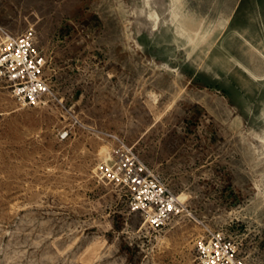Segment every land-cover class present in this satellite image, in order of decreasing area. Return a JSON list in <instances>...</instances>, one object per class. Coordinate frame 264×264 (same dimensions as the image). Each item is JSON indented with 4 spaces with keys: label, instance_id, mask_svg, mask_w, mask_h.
Listing matches in <instances>:
<instances>
[{
    "label": "rangeland",
    "instance_id": "374dc122",
    "mask_svg": "<svg viewBox=\"0 0 264 264\" xmlns=\"http://www.w3.org/2000/svg\"><path fill=\"white\" fill-rule=\"evenodd\" d=\"M186 9L228 67L176 0H0V264H264V0Z\"/></svg>",
    "mask_w": 264,
    "mask_h": 264
},
{
    "label": "bare ground",
    "instance_id": "6f19581e",
    "mask_svg": "<svg viewBox=\"0 0 264 264\" xmlns=\"http://www.w3.org/2000/svg\"><path fill=\"white\" fill-rule=\"evenodd\" d=\"M176 1L180 5V10L181 11L184 10V11L182 15L176 14L175 16L177 22L179 23V26L177 27L179 33L174 36L175 42L177 44L182 43L185 51L187 52L188 57H191L192 55H196L197 59L208 57L209 59H211L210 63L212 62L213 64L228 67L231 63L232 58L226 55L227 52L225 47H222V49L219 48L218 52L214 53L212 56H209V51L218 40L219 35L222 33L221 31L225 25V22L228 20L229 17L223 18L219 22L215 23L212 22L209 18L202 16L201 14L196 13L195 11L187 10V9L185 10L187 0H176ZM258 53L260 54L261 52H259V50L256 49H249V51L246 53V56L249 60H253L252 64H254L255 60H258V58H260L262 61L261 62L262 66H264V58H261ZM17 58L18 57H16V59ZM262 68L264 67H260V74L264 76V69ZM207 69H211L210 66H207ZM254 71L256 72V69ZM181 199L182 198H180V200Z\"/></svg>",
    "mask_w": 264,
    "mask_h": 264
},
{
    "label": "built area",
    "instance_id": "2783aa9c",
    "mask_svg": "<svg viewBox=\"0 0 264 264\" xmlns=\"http://www.w3.org/2000/svg\"><path fill=\"white\" fill-rule=\"evenodd\" d=\"M169 212H173L171 205H167V208L162 210V214L157 215V221L164 222V215ZM199 251L201 264H243L235 261L234 249L221 245L219 239H216V242L209 243L208 246L200 243Z\"/></svg>",
    "mask_w": 264,
    "mask_h": 264
}]
</instances>
